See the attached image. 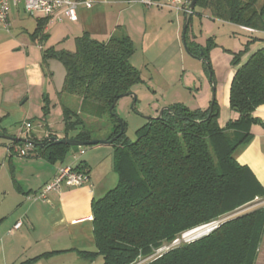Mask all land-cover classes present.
<instances>
[{"label":"trees","instance_id":"1","mask_svg":"<svg viewBox=\"0 0 264 264\" xmlns=\"http://www.w3.org/2000/svg\"><path fill=\"white\" fill-rule=\"evenodd\" d=\"M257 2L197 0L188 18L187 53L211 70L208 53L216 46L212 39L201 47L188 38L192 16H200L196 9L208 11L212 19L264 33V2L256 7ZM43 27L44 23L39 25L33 36L42 34ZM247 38L250 40L243 49L232 53L235 68L251 44L264 42V36ZM133 53L131 40L123 34L105 41L83 34L76 38L72 52L52 48L43 52V59L54 58L64 67L60 94L80 100L77 111L63 108L65 139L93 140L84 118H107L112 126L107 140L119 134L120 126L124 131L110 144L118 182L91 206L95 250L79 254L83 258L99 256L102 264H136L141 259L147 260L145 264H255L264 231V207L225 220L189 242L173 244L182 234L264 199L262 185L235 158L249 144L251 127L262 125L252 114L264 105V47L234 73L229 107L238 117L225 128L219 127L216 102L211 112L209 107L190 110L174 104L170 112H162L161 119L147 120L136 131V140L127 142L126 124L122 120L118 123L115 107L111 112L110 107L119 95L133 93L143 82L140 72L130 64ZM47 104L45 101L43 115L47 114ZM71 132L75 133L69 137ZM49 137L40 141L26 138L43 143L37 148L46 161L62 162L71 147L53 145L47 141ZM74 169L88 174L85 165ZM165 244L169 249L156 255Z\"/></svg>","mask_w":264,"mask_h":264},{"label":"crops","instance_id":"2","mask_svg":"<svg viewBox=\"0 0 264 264\" xmlns=\"http://www.w3.org/2000/svg\"><path fill=\"white\" fill-rule=\"evenodd\" d=\"M90 1V8H78L75 22L61 16V21L54 22L36 36H33L35 30L44 23L42 17L27 15L21 6L10 7V32L0 30V131L4 134L22 137L20 127L28 121L32 125L28 135L31 139L40 141L49 135L64 139L63 108L72 107V99L61 96V87L52 82L49 65L47 69L43 65V52L49 48L72 52L76 38L83 34L101 41L123 34L128 36L133 47H142L146 51L158 49L151 58L157 70L169 64L174 56L184 53L180 34L181 20L184 23L185 19L182 14L179 16L170 9H147L136 0ZM195 11L212 22L225 24L232 29L233 47L230 50L216 45L209 51L212 62L217 57L225 63L232 62L233 56L225 53V50L236 54L250 40L247 35L264 36V33L255 30L247 32L239 26L212 19L208 11ZM188 38L190 43L201 47H205L208 39L204 33L197 35L192 25ZM263 47L264 42L251 44L238 67ZM238 67H228L227 80L230 83ZM45 101L48 103L47 114L43 115ZM79 105L78 99L77 108H72L73 111H77ZM223 106L227 108L226 103ZM252 116L259 119L262 125L251 127L249 144L235 158L253 173L264 188V105L255 109ZM237 117L233 112L227 120L218 119L219 127L225 128L228 122ZM5 151L7 157L0 166V172L6 168H11V171L8 176L10 187L5 188L4 180L0 177V264H20L34 258L38 259L32 264L57 259L61 261L60 264H102L101 257L83 258L79 251L95 250L91 206L94 200L106 194L108 173L114 172L111 145L69 149L64 157L70 155L69 162L63 159L62 162L51 163L52 167L43 165L37 182L23 179L21 171L20 175L12 172H16V169L8 151ZM79 165L87 168L89 182L79 187L62 185L58 191L48 194L45 201L33 202L27 198L38 193L60 166L76 168ZM102 168L106 169L103 171ZM110 176L109 183L112 184ZM7 201L12 203L7 204ZM18 222H21V226L16 229Z\"/></svg>","mask_w":264,"mask_h":264},{"label":"rangeland","instance_id":"3","mask_svg":"<svg viewBox=\"0 0 264 264\" xmlns=\"http://www.w3.org/2000/svg\"><path fill=\"white\" fill-rule=\"evenodd\" d=\"M263 2L264 0H258L256 6L261 5ZM178 15L181 16L180 14ZM191 19V25L197 35L204 33L206 38H211L215 45L231 50L234 40L230 26L219 22H212L207 19L204 14L202 16L194 14ZM208 27H210V29H208ZM182 28L183 21L181 20L180 34H182ZM45 47H49V45H46ZM134 50V54L130 58V64L140 72L143 82L133 88V95L136 96V102L134 101L133 96L121 98L118 100L114 111L115 116L126 124L125 139L127 142H134L136 140L135 133L145 124L147 121L146 118L155 117L163 108L170 107L174 104H182L190 110H196L198 108H203L202 110H204L210 106V103L214 98V102H216L219 110L218 119L222 121L227 120V118L233 113L229 107L228 99L230 82L227 80L228 67L235 68L232 65V62H228L229 64L225 63L220 57H217L215 62H212L208 53L209 67L211 69L209 71L205 62L192 57L184 49L182 56H174L169 64L164 65L163 68L157 70L151 62V58L154 57L158 51L157 48H152L149 51H146L142 47L136 46L134 47ZM226 52L232 57L231 52L225 50V53ZM45 63L43 64L45 69H47V66L49 65L50 72H52V82L56 84L58 88H62L65 76L63 65L54 58L45 60ZM216 83H218L217 86ZM62 95L72 99V107L69 108L76 110L78 98L66 94H61V96ZM59 99L60 98L57 99L58 104ZM225 103L227 104V108L223 106ZM53 115L55 114L53 113ZM34 120L38 121V119ZM39 120L41 119L39 118ZM84 120L86 127L91 131V137L93 140H107L112 129L111 123L107 118L103 120H88L84 118ZM37 127L38 126L36 125V130L38 129ZM73 135L69 134V136ZM22 137L25 138L24 135H22ZM3 143L7 142L0 139V166L7 157L5 149L1 147V144ZM70 149L75 150L78 149V147H71ZM25 152V157L20 158L16 155L10 157V159H12L13 167L16 169V172H12L19 175L22 172L21 175L23 176V179L29 180L30 182H37V177L40 176V172L43 169L42 166L44 165V167L48 168L52 167V164L40 157L39 148L37 147H27L25 148ZM64 160L65 162H69L70 155L64 158ZM31 161L35 162L31 163ZM6 167H8V164ZM10 169L11 168H6L4 172H0V177L4 180L5 188L10 187L8 177ZM105 169L106 168H102L103 171ZM110 175H112L113 179L112 184L109 183V179L111 178ZM107 182L108 187L106 190L113 189L118 182L117 175L114 172L113 174L109 172ZM11 203L12 201H7V204ZM261 207H264V199H257L249 205L240 207L231 213L224 215L221 219H230ZM204 232L205 230L194 233L193 231H189L182 234L180 240L177 243L174 242L176 244L173 245H179L181 242H189ZM165 246V249L156 251V255L162 254L169 249L166 244ZM60 262L61 261L57 259L44 262V264H60ZM146 262L147 260L141 259L138 260L136 264H145ZM255 264H264V231L258 248Z\"/></svg>","mask_w":264,"mask_h":264},{"label":"built area","instance_id":"4","mask_svg":"<svg viewBox=\"0 0 264 264\" xmlns=\"http://www.w3.org/2000/svg\"><path fill=\"white\" fill-rule=\"evenodd\" d=\"M191 1L192 0H136L135 2L147 9H170L176 14H182L184 18H189L193 14V11L189 8ZM12 6H21L23 11L29 16L38 15L42 17L44 21L43 30H47L54 22L61 21V16L68 21L75 22L77 20L76 13L78 8H90L92 6V2L90 0H0V30L7 33L10 32L9 10ZM241 29L247 32L253 31L252 29L245 27H241ZM31 129V123L25 121L20 127V133L27 137L30 134ZM27 147L30 146L27 145L25 148ZM25 148L22 149L19 146L14 145L8 150V154L10 156L16 155L20 158L25 157ZM82 153L83 152H81V154ZM87 182H89L87 173L76 171L70 166H60L54 177L47 182L38 193L28 196L27 198L33 202L45 201L48 194L58 191L62 185H66L68 187H79ZM225 220L228 219L213 221L192 231H209ZM20 226L21 222H18L15 225V228L17 229ZM175 242L177 243L178 241Z\"/></svg>","mask_w":264,"mask_h":264},{"label":"water","instance_id":"5","mask_svg":"<svg viewBox=\"0 0 264 264\" xmlns=\"http://www.w3.org/2000/svg\"><path fill=\"white\" fill-rule=\"evenodd\" d=\"M196 1L197 0H192L191 3H190V10H194L195 6H196ZM187 27H188V18H185L184 19V23H183V28H182V34H181V41H182V45L185 49V51L187 52V48H186V45H185V34H186V30H187ZM201 55V53H200ZM127 96H133L134 98V101L136 100V96L133 95V93L131 94H123V95H119L117 97V99L115 100L114 104L110 107V112L112 111V109L115 107V105L117 104L118 100L121 99V98H124V97H127ZM213 103H214V98L212 99L211 103H210V106H209V110L211 112L212 110V107H213ZM163 111H168L170 112V108L169 107H165L163 108L157 116L155 117H148L146 118V120H149V119H161V115H162V112ZM118 123L120 124L121 123V120L118 119L116 117ZM123 127L120 126V132L119 134L116 136V137H112L111 139L109 140H92V141H80V140H75V139H58L57 137L55 136H52V137H49L48 138V142L52 143L53 145H65V146H68V147H78V148H82V147H93V146H97V145H110L111 143L114 142V140L120 136L121 134H123ZM0 139L5 141V142H9L10 144H12L11 146H8V145H1L2 148L6 149L7 151L12 147L14 146V143H24L28 146H32V147H42L43 146V143H40V142H34L30 139H27V138H24V137H19V136H11V135H6V134H0Z\"/></svg>","mask_w":264,"mask_h":264},{"label":"flooded vegetation","instance_id":"6","mask_svg":"<svg viewBox=\"0 0 264 264\" xmlns=\"http://www.w3.org/2000/svg\"><path fill=\"white\" fill-rule=\"evenodd\" d=\"M0 134H4V133L0 131ZM1 145H8V146H11L12 144H10L9 142H7V143H3V144H1Z\"/></svg>","mask_w":264,"mask_h":264},{"label":"bare ground","instance_id":"7","mask_svg":"<svg viewBox=\"0 0 264 264\" xmlns=\"http://www.w3.org/2000/svg\"><path fill=\"white\" fill-rule=\"evenodd\" d=\"M195 231H198V230H195ZM193 233H194V231H193Z\"/></svg>","mask_w":264,"mask_h":264}]
</instances>
